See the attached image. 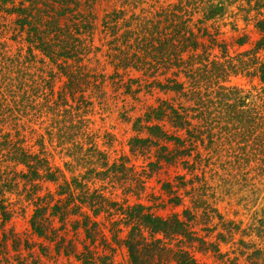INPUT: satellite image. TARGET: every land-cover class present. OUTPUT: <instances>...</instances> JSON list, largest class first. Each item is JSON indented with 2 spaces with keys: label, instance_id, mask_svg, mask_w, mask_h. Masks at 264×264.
Instances as JSON below:
<instances>
[{
  "label": "trees",
  "instance_id": "obj_1",
  "mask_svg": "<svg viewBox=\"0 0 264 264\" xmlns=\"http://www.w3.org/2000/svg\"><path fill=\"white\" fill-rule=\"evenodd\" d=\"M34 1L12 9L20 17L16 19L17 27L25 29L27 41L41 52L37 60L29 51L25 61L31 62L32 67L34 62L43 63V58H47L57 69L52 79L59 75L64 77L56 91L44 84L50 89L46 94L43 89L46 104L42 106L50 112L51 118L44 132L37 135L36 142L42 148L46 139L59 154L63 153L68 158L64 162L65 171L71 176L66 179L63 170L51 167L42 151L30 154L16 143L9 144L11 151L5 160L24 166L26 172L19 174L32 186L26 195L33 206L29 228L38 241H22L11 229H5L10 213L0 206V254L5 242L10 240L13 249L26 250L30 264H54L60 256H73L83 264H104L111 255L105 252L109 242L102 228L121 223L128 227L122 239L128 252V264H206L197 261L189 246L197 241L206 249L211 246L214 251L217 247L207 244L191 230L189 224L194 214L190 211L200 208L208 217L209 212L214 214L216 209L193 185L189 186V191H184L190 197L192 209L184 208L180 215L174 213L165 218L154 215L149 207L140 203L124 205L111 199L109 196L116 189L129 196L143 195L147 178L143 176V169L136 172L129 165L126 155L109 161L88 127L87 114L93 99L101 101L105 96L107 80L110 85L123 87L124 93H136L142 86L172 92L177 100L175 105L161 101L136 118L132 125L135 131L146 135L132 136L128 142L129 152L147 158L154 156L153 163H148L150 166H158L160 162L171 164L182 158V163L187 164V158L195 152V164L199 167L206 158L198 148L206 151L215 146L219 150L230 136L245 138L258 133L256 143L264 146L262 110L250 107L247 95L227 85L229 78L237 74L257 77L264 84V0H243L246 7L237 5L245 17L250 11L256 13L255 27L260 37L251 49L233 55L226 44L218 40L220 32L210 31L203 23L222 17L226 8L238 0H176L145 14L131 12L128 16L124 10H112L101 23L107 37V49L102 57L111 67L109 73L91 65L93 25L91 21L79 20L83 15L74 13L75 0H57L59 7L54 13L48 8L49 0H36L41 5ZM195 15L198 17L193 20ZM62 17H65L64 23H61ZM47 31L53 32L56 41L44 39ZM236 43L242 46L245 37L237 39ZM214 48L219 54L213 53ZM27 76L33 85L38 84L29 74ZM16 80L17 92L7 88L13 107H8L0 98V122L11 119L16 112L27 113L32 109L29 93L44 88ZM263 152L257 150L261 156ZM0 178L4 181L2 175ZM42 180L56 184L55 190L41 194V185L33 182ZM162 186L169 196L168 202L180 205L184 193H178V187L170 182L163 183L160 189ZM115 214L122 217L113 220ZM110 231L114 239L121 232L113 227ZM177 237L188 240V246L181 244L183 240H177V246L170 243ZM97 240L102 245L100 252L97 250L100 246L95 244ZM258 252L261 251L247 255ZM261 261L264 262V258ZM224 264H235V261Z\"/></svg>",
  "mask_w": 264,
  "mask_h": 264
},
{
  "label": "rangeland",
  "instance_id": "obj_2",
  "mask_svg": "<svg viewBox=\"0 0 264 264\" xmlns=\"http://www.w3.org/2000/svg\"><path fill=\"white\" fill-rule=\"evenodd\" d=\"M56 1H48V8L53 13L58 11L59 3ZM175 1L75 0L76 10L74 13L83 15L82 18L80 16L79 20L91 21L93 25L90 36L92 44L90 57L93 56L91 65L96 66L98 70L104 69L107 73L111 71V67L105 63L104 57H102L107 49L105 45L107 37L102 32L101 23L107 13L112 10H124L126 16L130 15L131 12L145 14L147 11L156 10L160 6H166L175 3ZM28 2L29 0H0L1 100H5L8 107H13L7 88L17 92V88L14 86L16 79L23 80L31 86H44L38 92L33 90L29 93L32 109L27 110V113L16 112L11 119L0 122V175L4 179V181L0 180V206L10 213V218L5 223L4 228L11 229L17 237H21L22 241L27 239L31 243L38 241L31 234L29 228L33 206L29 203L26 195L28 191L32 190V186L19 174L26 172L24 166L14 165V162L5 160L6 154L11 151L9 144L16 143V146L24 148L30 154L42 151L50 166L63 170L66 179H69L71 174L65 171L64 162L68 158L63 153L59 154L58 149H53L46 139L42 148L36 142L37 135L44 132L50 122L49 118H51L50 112L42 106L46 104L43 89L45 94L50 89L44 84L47 83L56 91L60 89L64 77L59 75L52 79V73H55L57 69L47 58H43V63L34 62L32 67H30L31 62L25 61L30 54L29 51L37 56V60L41 58V52L34 47L33 43L27 41L28 33L25 29L17 27L16 19L20 18L17 15L18 12L12 11L13 7L26 6ZM34 2L41 5L39 1L35 0ZM238 4L246 7L243 0H238L226 8L222 17L203 23L210 31L217 29L220 32L218 40L226 44L231 55L251 49L260 37V32L255 27L254 17L256 13L250 11L249 15L245 17L243 10H240L241 7L237 6ZM65 17H62L61 23H64ZM197 17L198 15H195L193 20H196ZM257 17L260 18L261 15ZM52 35L53 32L47 31L44 39L49 42L56 41ZM242 36L245 37V43L238 46L236 41ZM213 53L219 54L216 48H214ZM27 74L31 76V79H35L38 84L33 85ZM9 83L12 85L9 86ZM227 85L241 90L243 95L248 96L247 102L250 103V107L261 109L264 114V84L257 77L241 74L232 75ZM105 91L106 94L101 101L93 99V104L87 114L88 127L110 162L126 155L129 158V165H132L136 172L143 169V176L147 178L143 195L129 196L127 193L124 194L121 189H116L109 197L124 205L140 203L149 207L150 212L154 215L165 218L174 213L180 215L184 208L192 209L190 197L184 191H189V186L193 185L195 188H199V193L204 194L207 203L216 209L214 214L210 211L208 217L200 211V208L190 211L194 214L189 224L191 230L196 233V236L205 240L207 244L213 243L217 247L213 251L211 246L206 249L205 245L201 246L197 241L192 243L193 246H189L191 248L188 249L190 252L192 251L197 261L206 264H224L229 261H235V264H259L261 262L264 264L261 261L264 258V161L262 160L264 156L257 154V150H264V146L260 147V143H256L260 135L256 133L245 138H237V135L230 136L231 139L223 141L225 144L219 147V150L215 146L206 151L198 148V152L202 154L203 158H206V161L199 167L195 164L197 159L195 152H192L187 158L189 160L187 164L182 163V158L179 162L171 164L160 162L158 166H150L148 163H153L154 156L147 158L146 156L132 155L129 152V139L136 134L143 137L146 135L143 131L139 133L135 131L132 126L133 122L136 118L142 117L147 109L157 106L161 101L175 105L177 103L176 96L170 91L148 89L144 86L136 93H124L123 87L110 85L108 80L105 81ZM55 95H52L51 99ZM1 119L2 117H0ZM33 131L35 132L33 133ZM255 137L258 138L255 139ZM166 182L178 187V193H184L180 205H171L168 202L169 196L166 190L163 186L160 189L161 185ZM33 183L41 185V194L47 191L52 192L56 188V184L45 180L34 181ZM109 193L108 191L107 195ZM120 217L122 216L115 214L113 220ZM1 219L0 214V222ZM111 227L121 230L116 239L112 238ZM102 229L109 242V248L105 252L111 255V258L104 264H128V252L122 242L128 227H124L121 223H115L114 225L108 224L106 228ZM80 238L82 239V235ZM177 240H183L181 244L188 246V240L182 237H177L170 243L177 246ZM5 243V249L0 254V264H21L23 261H25L24 264H30L26 250L13 249L10 240ZM95 244L100 246L97 248L100 252L102 246L100 241L97 240ZM77 246L78 248L81 247L79 244ZM252 251L261 252L248 256L247 254ZM54 264L83 263L73 256L68 258L60 256ZM172 264L174 263L172 262Z\"/></svg>",
  "mask_w": 264,
  "mask_h": 264
}]
</instances>
